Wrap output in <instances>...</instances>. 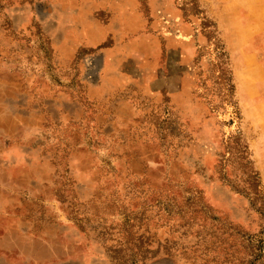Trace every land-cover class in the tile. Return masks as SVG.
Listing matches in <instances>:
<instances>
[{"label": "rangeland", "instance_id": "rangeland-1", "mask_svg": "<svg viewBox=\"0 0 264 264\" xmlns=\"http://www.w3.org/2000/svg\"><path fill=\"white\" fill-rule=\"evenodd\" d=\"M213 1L199 4L230 56L232 126L198 96L204 39L182 0H0V264H219L233 253L202 256L207 214L258 231L219 164L238 128L264 184V69Z\"/></svg>", "mask_w": 264, "mask_h": 264}, {"label": "trees", "instance_id": "trees-1", "mask_svg": "<svg viewBox=\"0 0 264 264\" xmlns=\"http://www.w3.org/2000/svg\"><path fill=\"white\" fill-rule=\"evenodd\" d=\"M182 1L183 17L188 22L194 20L199 23L198 34L204 39V47H198L194 64L198 96H200L201 86L205 98L209 96L207 93H210L211 100L217 101V104L213 105L211 109L218 112L217 116L228 115V123L232 126L239 122L240 112L235 102V85L230 56L221 38L218 25L207 15L199 4V0ZM200 52H203L202 56L210 57V64L214 72L213 75L205 78H200ZM227 138L224 140L225 148L220 156L219 167L223 170V174L226 168H230L233 175L230 179L221 177L220 181L227 187L232 182L230 190L248 200L252 213L257 218L258 231L255 234H244L231 224H226L218 217L207 214L206 219L212 221V234L206 242L202 256L205 251L207 254L209 250H212V247L223 248V251L233 254H217L216 262L221 264H264V184L254 166L249 143L244 134L236 128ZM211 239L214 240L211 241ZM240 250H242V255Z\"/></svg>", "mask_w": 264, "mask_h": 264}, {"label": "crops", "instance_id": "crops-1", "mask_svg": "<svg viewBox=\"0 0 264 264\" xmlns=\"http://www.w3.org/2000/svg\"><path fill=\"white\" fill-rule=\"evenodd\" d=\"M213 3L229 44L236 48L241 61L264 69V0H214ZM240 47L246 48L242 56L238 52ZM261 115L264 152V112Z\"/></svg>", "mask_w": 264, "mask_h": 264}]
</instances>
